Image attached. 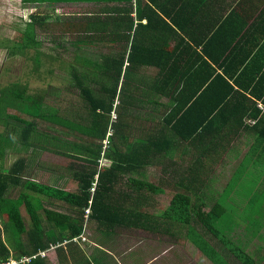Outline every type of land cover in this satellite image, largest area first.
<instances>
[{
    "label": "crops",
    "instance_id": "obj_1",
    "mask_svg": "<svg viewBox=\"0 0 264 264\" xmlns=\"http://www.w3.org/2000/svg\"><path fill=\"white\" fill-rule=\"evenodd\" d=\"M178 1L166 5L168 21L171 16L180 20L177 32L167 27L153 32L164 35V45H158L164 51L156 65L134 74L140 86L137 99L149 106L166 101L168 107L178 97L198 99L202 104L194 114H206L223 98H231L223 116L220 107L213 109L215 116L229 114L231 120L218 118L213 138L179 141L175 149L154 155L147 166L101 173L100 161L91 183H98L99 219H89L87 242L51 244L39 251L49 252L38 264H264V0H181V10L172 11L170 6ZM155 83L165 84V95L144 85ZM226 84L234 87L231 97H226ZM259 113L261 118H255ZM150 117L155 118L152 113ZM60 141L67 153L59 143L48 142L58 159L40 157L44 154L38 146L47 141L25 148L21 174L24 180L76 192L83 173L88 175L81 169L96 168V159L85 152L78 155L76 140ZM11 146L7 155L15 151ZM13 164L8 166L5 159L7 168ZM21 191V185H12L9 198H18ZM23 191L47 236L54 241L57 236L69 238L65 221L56 219L57 227H52L46 211L76 218L70 205ZM178 193L190 196L191 203L183 198L175 205ZM27 210L23 200L20 212L29 227ZM1 225L12 260L20 252L15 233L0 217ZM30 242L21 237L22 248L33 249Z\"/></svg>",
    "mask_w": 264,
    "mask_h": 264
},
{
    "label": "trees",
    "instance_id": "obj_2",
    "mask_svg": "<svg viewBox=\"0 0 264 264\" xmlns=\"http://www.w3.org/2000/svg\"><path fill=\"white\" fill-rule=\"evenodd\" d=\"M29 2H90L102 3L104 7L97 11H90L85 15L84 19L77 21H40V27H51L55 25L59 27L60 32L68 30H79L80 35L85 36L83 43H88L87 38L96 39L105 44H110L119 47V55L106 56L101 64H92L93 68L87 64L84 70H79V67L72 66V76L76 81V87L79 89L81 102L84 105V113L79 116L78 110L65 107L67 111L64 116V110L60 114L56 109L53 110L49 106L46 98L42 95H32L28 93V87L20 83H14L0 90V120H4L7 130L0 132V217L10 231L14 232L16 237L17 249L20 252L14 259L19 260L25 256H33L39 253L40 250H47L51 244L58 246L64 243L65 240L70 241L79 236L80 232L87 228L89 219L98 218V192H91L92 178L97 173L98 165L102 158L110 160L111 164L108 167H101L99 171L102 173L132 169L136 164L139 166H147L151 164V159L154 155H163L172 149H175L179 141L182 140H197L199 137L213 138L212 133L218 118H223L225 123H229L232 117H217L213 114L214 110L220 107L221 114L226 109V104H229L233 99L223 98L219 105L209 107L206 114H194L197 108L201 107V100H176V105L165 106L162 112V119L158 120L152 117L142 118V123H139V111H129L137 109L136 100L139 101L142 108L149 107L146 101L137 99V89L140 86L136 84L134 74L144 67L156 65L158 55L164 51V46L158 51V45L162 41L164 45V35L160 38L156 33L158 30L164 31L167 27L172 32H177L180 27V20L175 17L166 18L167 7L169 0H25ZM171 10H181L182 3L179 0L172 4ZM179 19V18H178ZM147 20V22H145ZM38 22V21H37ZM70 27V28H69ZM31 30L26 31L25 42L21 47L25 49L29 47V43L37 44L34 40L35 32L33 26ZM152 32V33H151ZM87 40V41H86ZM9 41V40H8ZM10 42V41H9ZM57 61V59H56ZM36 62L40 64V56H36ZM93 77H101V86L95 91L90 87V80ZM153 91H163L165 95L164 83L144 84ZM226 97H231L235 91L232 85L226 84ZM54 90L52 84L46 94H50ZM174 93V92H172ZM120 97L118 98V95ZM180 94V93H179ZM69 97H75L74 93L68 91ZM120 103L116 105V100ZM174 99V98H172ZM50 107V108H49ZM16 110V113H11L10 110ZM74 112L76 118L74 120ZM112 113H116L117 122H112ZM133 117V120H131ZM135 117V118H134ZM78 118L83 121H78ZM255 118H261V114ZM264 118L261 119V121ZM14 121L15 125L10 126V122ZM45 123H52L57 126H62L64 129L72 128L76 132H80L87 136L88 139L73 141V145L78 146L80 153L91 154L96 160V168H83L79 186L76 192H68L53 186L40 184L38 182L24 180L22 170L26 164V156L20 155L12 167L5 166L7 149L11 146H22L24 149L31 145L40 144L41 141L47 143L38 146L41 150L50 151L48 142L53 144L59 143L63 153H67L68 149H63L62 137L48 136L42 131L41 126ZM113 129L109 134V130ZM64 132V131H61ZM66 132V131H65ZM135 138V142H132ZM105 139H108V144H104ZM140 140V141H139ZM209 150L211 148L209 147ZM136 158V160H135ZM12 185H21L22 191L18 198H9L8 191ZM23 189L32 190L36 193L47 195L51 198H57L63 203L70 205L72 214H63L60 212L47 210L46 218L48 224L52 227H57L56 219H63L66 227L64 229L71 231L69 238L57 236L56 242L53 238L47 236V232L40 222L38 211L33 208L32 203L28 200L29 194ZM183 198L191 203V197L178 193L175 196L174 204L182 203ZM26 200L30 225L27 226L26 220L23 219L20 208ZM92 200V201H91ZM91 201V203H90ZM91 208L88 222L86 223L85 212L87 208ZM9 219V220H8ZM79 221V223H77ZM83 222V224H81ZM79 225L78 227H76ZM13 236V237H14ZM29 237L31 242L29 247L32 249L21 247V237ZM41 238H40V237ZM47 236V237H46ZM40 239V243H38ZM64 239V240H63ZM56 242V243H53ZM3 236V227L0 226V264L10 262L12 252ZM40 244V245H39ZM39 245V246H38ZM60 246V245H59ZM42 257L33 259L30 263L38 264Z\"/></svg>",
    "mask_w": 264,
    "mask_h": 264
},
{
    "label": "rangeland",
    "instance_id": "obj_3",
    "mask_svg": "<svg viewBox=\"0 0 264 264\" xmlns=\"http://www.w3.org/2000/svg\"><path fill=\"white\" fill-rule=\"evenodd\" d=\"M104 6L105 4L102 3L90 2L39 3L25 0H0V90L14 83H20L28 87L29 94L44 96L53 110L56 109L60 114L64 110V116L67 114L65 107L78 110L79 116L85 114L83 102L78 97L79 89H77L76 81L72 76V66H78L80 71L84 70L87 64L93 68L92 64L103 63L106 56L119 55V47L116 48L91 38H87L88 43L79 42L85 39V36L78 33L79 30L60 32V28L55 25L43 28L39 23L40 21L81 20L90 11H97ZM30 26H33L34 40L37 41V44L29 43V47L25 49L21 47V44L25 42V34L26 31L31 30ZM37 55L40 56L39 65L36 62ZM50 84L54 86V90L50 94H46ZM100 84L101 77H93L90 80V87L95 91L100 88ZM70 90L75 97H69L68 91ZM136 102L137 109L132 107L129 111L141 112L142 105L138 100ZM119 103L120 101L117 99L116 105ZM151 105L145 110L142 109V117L148 118L152 113L155 119H162V112L165 108H162L160 103L159 106L155 103ZM10 112L16 113L17 111L12 109ZM76 113L74 112V120ZM117 118L116 113H112L113 123L118 121ZM78 121L83 120L78 118ZM13 124L15 125V122L11 121L10 126ZM41 129L48 136H55L58 133L59 137L71 142L72 139H77V141L88 139L86 135L76 132L72 128L67 130L52 123L42 124ZM6 130L5 121L0 120V132ZM112 131L113 129L109 130V134ZM105 140L107 142L104 141V144H108V139ZM132 142H135V138ZM13 148L15 151L10 149L9 155L5 158L8 166L13 164L21 152H26L22 146ZM41 153L44 155H40V157L45 159L49 157L58 159L57 156H54V151L41 150ZM109 165L110 163L106 160L102 161L103 167ZM242 256L243 254L238 257L240 262Z\"/></svg>",
    "mask_w": 264,
    "mask_h": 264
},
{
    "label": "built area",
    "instance_id": "obj_4",
    "mask_svg": "<svg viewBox=\"0 0 264 264\" xmlns=\"http://www.w3.org/2000/svg\"><path fill=\"white\" fill-rule=\"evenodd\" d=\"M106 142H107V141L105 140V143H106ZM103 160H106V159L102 158V159L100 160L101 163H102ZM97 184H98L97 181H95V182L93 183V186L91 187V192H92V193H95V191H96V189H97ZM91 201H92V200H91ZM91 201H90V203H91ZM90 213H91V208L89 207V208H87V210H86V212H85L86 223L88 222V219H89V215H90ZM85 235H86V227H85V229H84L83 234H81V235L75 237L74 239H72V240H70V241H68V242H77V243H79L80 241H81V242H87V238H86ZM54 248H55V247H52L51 249H54ZM48 252H49V251H41L40 253H38V254H36V255H33V256H25V257L20 258L19 260L12 259V260H10V262L5 263V264H26V263H30L33 259L35 260L37 257H42V258L47 257V256H48Z\"/></svg>",
    "mask_w": 264,
    "mask_h": 264
}]
</instances>
